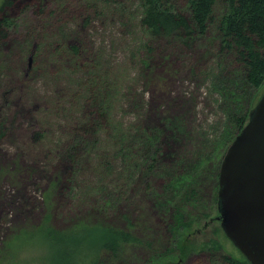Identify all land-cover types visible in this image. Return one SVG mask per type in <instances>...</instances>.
Masks as SVG:
<instances>
[{
	"label": "rangeland",
	"instance_id": "1",
	"mask_svg": "<svg viewBox=\"0 0 264 264\" xmlns=\"http://www.w3.org/2000/svg\"><path fill=\"white\" fill-rule=\"evenodd\" d=\"M173 1L191 21L186 0ZM222 12L217 3L203 35L154 36L140 25L141 0H0V22L10 20L0 38V264H68L82 232L41 228L49 219L59 232L132 224L139 242L104 253L112 264L240 257L218 220L217 182L233 119L264 85H248L223 47ZM192 189L197 203H183Z\"/></svg>",
	"mask_w": 264,
	"mask_h": 264
},
{
	"label": "trees",
	"instance_id": "2",
	"mask_svg": "<svg viewBox=\"0 0 264 264\" xmlns=\"http://www.w3.org/2000/svg\"><path fill=\"white\" fill-rule=\"evenodd\" d=\"M217 3H220L223 8L217 25V30L222 37L223 47L236 52L239 61L245 67L243 69L245 82L255 89L261 88L264 85V0H186V11L189 13L191 21L187 19L183 12L178 10L173 0H141L143 16L140 25L154 36H176L181 32H184L187 36L193 32L203 35L207 30L208 22L213 20ZM9 26L10 20L3 18L0 22V38L5 35L4 28ZM98 109L101 110L102 107L100 106ZM247 114L245 112L239 118L233 119L236 130L235 137L246 124ZM83 133H86V131L84 130ZM77 138L78 140H86L83 135ZM182 200L183 203L196 204V190H186ZM175 217L176 229H185L187 222L180 208L176 209ZM49 220H45L40 227L55 233L71 232L78 234L82 232L81 240L84 239L82 249L77 250L75 248L74 257L68 259V264H112L111 262L101 261L104 253L116 255L122 246L139 242L131 234L132 224H129L128 230L125 231L81 221L69 231L59 232L52 229ZM88 232L89 235H87ZM75 239L77 238L75 237ZM89 240L92 242H89ZM72 244L77 245L76 242ZM180 245L179 250L183 253L185 245H182V243ZM92 246L98 247L97 253L94 252L96 253L95 257L90 254L95 250ZM210 248L217 250L222 246L213 242ZM81 250L84 251L83 254H81ZM223 261L225 264H250L241 254L240 257L224 256Z\"/></svg>",
	"mask_w": 264,
	"mask_h": 264
},
{
	"label": "water",
	"instance_id": "3",
	"mask_svg": "<svg viewBox=\"0 0 264 264\" xmlns=\"http://www.w3.org/2000/svg\"><path fill=\"white\" fill-rule=\"evenodd\" d=\"M217 208L225 236L250 264H264V92L223 157Z\"/></svg>",
	"mask_w": 264,
	"mask_h": 264
}]
</instances>
